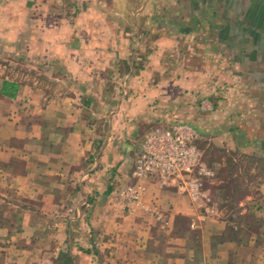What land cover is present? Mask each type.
I'll use <instances>...</instances> for the list:
<instances>
[{
  "label": "crops",
  "instance_id": "crops-1",
  "mask_svg": "<svg viewBox=\"0 0 264 264\" xmlns=\"http://www.w3.org/2000/svg\"><path fill=\"white\" fill-rule=\"evenodd\" d=\"M0 53V264H264L172 187L108 203L163 122L264 159V0H0Z\"/></svg>",
  "mask_w": 264,
  "mask_h": 264
},
{
  "label": "rangeland",
  "instance_id": "rangeland-1",
  "mask_svg": "<svg viewBox=\"0 0 264 264\" xmlns=\"http://www.w3.org/2000/svg\"><path fill=\"white\" fill-rule=\"evenodd\" d=\"M12 56V54L0 53V75H3L4 72L8 73V68L19 72V74L23 73L22 61L25 57L21 54H19L18 58ZM10 57L19 59V64L12 62V64L9 65L11 63ZM15 65H18V68ZM201 106H203V103L200 104V107ZM98 119L100 121L102 117H99ZM174 123L184 122H172L168 124L167 122H163L160 126H154L149 129L165 130ZM127 135H129V132ZM133 143H135V141H133ZM196 144L200 149L204 163L211 171V175L205 180V189L211 193L213 197L216 212H218V208H222L220 215L223 214L225 218L232 221L234 220L236 225L241 229L238 234L240 239L238 255H247L250 252H254L257 255H264V240L260 237V232L264 231V196H259L261 190L264 189V159L247 153L235 152L232 149L220 148L214 142L201 138L199 133L196 139ZM123 184L125 183H114V185L112 184L113 186L111 185L112 188L109 191L108 203L113 206H120L121 209L129 210L128 208L122 207L116 201L113 194L114 189H117V187ZM217 192L218 197L216 196ZM256 200L258 205L253 203ZM252 205L254 206V209L250 208ZM253 210H258V212L254 213ZM81 214L83 215L82 218L86 216L84 212ZM67 230L68 227L63 223L61 232L63 243L59 245L64 249L63 255H69L71 247L77 246L73 244L75 241L72 239L71 235L70 239L72 241H67L64 238L66 237L65 232ZM85 230L86 228L77 230L79 232V234H77L78 238L83 237L85 240H88ZM54 231L55 230L53 229V232ZM252 233L256 237V240L253 246H250L247 244V239ZM47 246L49 245L47 244ZM84 246L80 247V249L84 250L86 247Z\"/></svg>",
  "mask_w": 264,
  "mask_h": 264
},
{
  "label": "built area",
  "instance_id": "built-area-1",
  "mask_svg": "<svg viewBox=\"0 0 264 264\" xmlns=\"http://www.w3.org/2000/svg\"><path fill=\"white\" fill-rule=\"evenodd\" d=\"M197 131L188 124L174 123L165 130L149 129L140 142L134 157L130 181L114 189L116 201L131 211L143 203V195L150 183L161 188L172 187L185 195L196 211L190 226L216 213L211 193L205 189V180L211 171L204 163L197 147ZM158 220L163 216L155 213Z\"/></svg>",
  "mask_w": 264,
  "mask_h": 264
},
{
  "label": "trees",
  "instance_id": "trees-1",
  "mask_svg": "<svg viewBox=\"0 0 264 264\" xmlns=\"http://www.w3.org/2000/svg\"><path fill=\"white\" fill-rule=\"evenodd\" d=\"M15 88V85L12 83H7V82H3L2 86L0 88V92L2 94L8 95V90L11 89L13 90Z\"/></svg>",
  "mask_w": 264,
  "mask_h": 264
}]
</instances>
